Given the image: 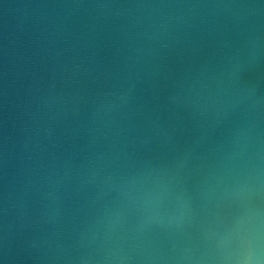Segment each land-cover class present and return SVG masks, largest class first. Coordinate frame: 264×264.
<instances>
[{"label": "water", "instance_id": "obj_1", "mask_svg": "<svg viewBox=\"0 0 264 264\" xmlns=\"http://www.w3.org/2000/svg\"><path fill=\"white\" fill-rule=\"evenodd\" d=\"M0 264H264V0H0Z\"/></svg>", "mask_w": 264, "mask_h": 264}]
</instances>
